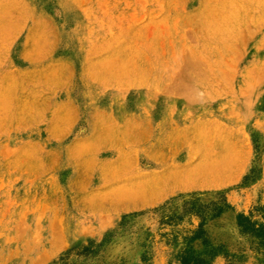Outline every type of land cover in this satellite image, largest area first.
Instances as JSON below:
<instances>
[{"label":"rangeland","instance_id":"1","mask_svg":"<svg viewBox=\"0 0 264 264\" xmlns=\"http://www.w3.org/2000/svg\"><path fill=\"white\" fill-rule=\"evenodd\" d=\"M239 214L264 0H0V264H264Z\"/></svg>","mask_w":264,"mask_h":264},{"label":"trees","instance_id":"2","mask_svg":"<svg viewBox=\"0 0 264 264\" xmlns=\"http://www.w3.org/2000/svg\"><path fill=\"white\" fill-rule=\"evenodd\" d=\"M237 223L242 233L249 234L251 237L262 238V243L264 246V227L262 225H257L251 222L248 217L241 214L237 216ZM221 253L220 248H208L204 250V256H216ZM182 264H202L203 260L194 259L190 253L185 252L181 257Z\"/></svg>","mask_w":264,"mask_h":264}]
</instances>
